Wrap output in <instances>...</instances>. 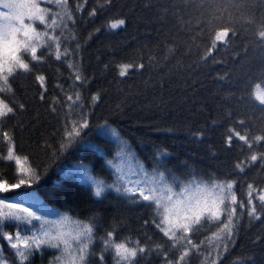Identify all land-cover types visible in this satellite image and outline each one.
<instances>
[{"label":"trees","instance_id":"1","mask_svg":"<svg viewBox=\"0 0 264 264\" xmlns=\"http://www.w3.org/2000/svg\"><path fill=\"white\" fill-rule=\"evenodd\" d=\"M42 6L50 7L54 14L65 13L56 0ZM68 7L77 23L67 22V27L61 26L57 32L62 33L68 48L81 45L73 63L90 78L87 87L80 89L83 109L68 108L62 102L56 114L51 112V96L59 94L56 82H63L66 90L73 92L69 77L75 69L49 57L37 69L48 77L49 99L41 102L34 78L21 74L12 86L13 99L24 103L25 109L6 123L14 130L16 154L28 156L32 175L39 176L27 191L52 210L71 213L60 215L67 226L64 237L69 244L75 243L83 226H94L96 238L86 264H96L104 249L100 238L113 228L117 232L113 242L127 237L129 246L139 240L153 249L157 244L170 247L171 242L165 243L167 238L161 233L143 225L144 219H152L151 209L114 189H107L101 198L93 196V180L126 185L118 175L119 167L144 179L157 178L165 184L161 189L167 186V193L170 188L171 193H180L192 185L195 194L196 182L207 183L211 178L236 179L238 199H246L248 183L264 187V167L253 165L244 174L233 170L242 158V142L231 152L225 151L223 144L227 129L234 126L227 119L229 113L234 120L248 121L249 127L239 131L258 134L264 129V105L256 99L264 94V47L255 43L250 25L251 21L264 20V0H227V12H218L213 0H112L111 5L106 0H87L82 12L76 10L75 0H69ZM92 8L97 9L95 17L88 15ZM119 19L126 25L108 28ZM227 21L234 23L237 37L227 48L214 52L217 62L201 64L206 41ZM139 64L145 65L141 71L135 68ZM124 65L133 67L124 69ZM121 70L127 72L125 77L119 76ZM221 76L227 78L221 80ZM95 93L101 99L92 106L91 95ZM82 110L91 126L84 130L80 142L61 152L60 144L67 143L65 122L78 121ZM105 124L106 128L99 127ZM199 131L204 134L202 139L194 136ZM7 147L0 138V157L6 155ZM254 151L264 152V148ZM250 154L245 149L244 155ZM0 175L12 179L15 166L0 158ZM19 191L24 193L23 188ZM166 198L164 195L162 200ZM78 216L92 220L83 221ZM4 231L14 234V227L11 223L0 225V262L20 264L16 251L3 239ZM215 231L214 226L204 225L192 236L194 243H205L201 245L203 254L193 253L189 264H203L210 245L214 254ZM58 255L59 250L47 248L42 255L34 254L30 264L50 262ZM169 255H178V251L172 249ZM105 258V264H115L110 250H105ZM137 259L139 264H161L162 257L153 251ZM220 264H264V222L243 216Z\"/></svg>","mask_w":264,"mask_h":264},{"label":"snow or ice","instance_id":"2","mask_svg":"<svg viewBox=\"0 0 264 264\" xmlns=\"http://www.w3.org/2000/svg\"><path fill=\"white\" fill-rule=\"evenodd\" d=\"M45 3L50 4L51 0H0V138L8 145L6 155L0 158L7 162L14 161L16 172L15 182H10L5 176L0 175V193H11L23 187L25 198L28 199H34V197L27 191V188L30 187L31 181L38 180L39 176L29 175V173H34L33 169L25 167L29 158L16 154L14 130L6 123L15 117L18 110L25 109L24 103L17 104L13 99L15 96L13 84L21 74L33 77L34 83L39 88V100L46 102L50 95L48 77L37 70L38 66H43L51 57L56 61L66 63L70 69H75L69 77V87L74 89L73 92H68L65 84L59 80L55 84V89L59 94L51 96L49 108L52 113L56 114L58 105L62 102L65 107L76 106L83 109L80 89L86 88L90 83V78L86 77L73 63V60L79 56L81 45L76 43L75 49L68 48L61 39L62 33L57 32L61 26L67 27V22H71L73 25L77 23L74 14L68 7L69 0H56L58 5L65 7L64 14H54L50 7L42 6ZM86 3L87 0H84L83 4L80 3V0H75L76 10L82 12ZM106 3L111 5L112 0H106ZM213 3L216 4L218 12L220 9L227 12V0H219L218 4L216 0H213ZM88 15L95 17L97 9L92 8ZM125 25L126 21L119 19L107 26L114 30ZM250 25L254 28L255 43L264 47V20L251 21ZM96 31L100 32L101 29L98 28ZM236 37L237 29L234 23L231 21L221 23L206 41V47L200 56V63L207 65L209 61L217 62L214 52L222 47L230 46ZM122 67L127 69L133 66L124 65ZM135 68L137 71H141L145 65L139 64ZM126 75L125 70L119 72L120 77ZM226 78L225 76L219 77L221 80ZM60 94L63 95V101ZM100 99L99 93L91 95L92 106H95ZM256 99L260 105H264V94L257 95ZM79 115L78 121L66 120L65 122L64 139L67 140V143L60 144L61 152L80 142L83 139L84 130L91 126L86 112L82 110ZM227 119L234 126L227 129V135L224 137L225 151H233L236 144L242 142L240 146L242 158L237 159L234 163V172L244 174L246 169L257 164L264 167V152L254 151L257 147L264 148V129L260 130L258 134H253L251 131L242 132L237 129L248 128V121L234 120L232 113L228 114ZM70 123L71 127H69ZM213 126H216L215 122H213ZM99 127L106 128L107 125H99ZM113 135H115L114 132ZM203 135L202 131L194 134L196 139H202ZM245 149L251 154L245 156ZM165 155L167 154L165 153ZM84 175L87 176V172ZM26 176L27 179L24 178ZM87 178L92 180L90 176ZM92 182L94 185L93 196L96 198L103 197L107 189H114L116 193L123 194L133 203L151 209L152 219H144L143 225L153 227L161 233L163 237L167 238L165 243L171 242L169 248H165L163 244H157L153 249L149 244H142L139 240L129 246L131 241L127 237L120 242H113L117 236V232L113 228L107 230L100 238L104 249L96 258V264H105V250L112 252L115 264H139L138 257L153 251L162 257L161 264H189V258L193 253L203 254L201 245L205 241L202 240L196 244L193 242L192 236L204 225L215 227L216 231L212 235L217 237V240L214 245V254L213 246L210 245L203 264H220L224 254L229 251V246L235 238L237 226L243 216L246 215L250 220L264 222V187H255L253 183H248L246 199H238L235 192L237 180L233 178H211L207 183L196 182L195 194L187 198L184 196L186 188H182L175 197L169 194L172 191L170 188L168 193H165L166 201L162 200L159 190L149 187L146 181L137 180L128 185L118 182L106 184L100 180ZM5 207L27 213V216H22L12 212H0V225L11 223L14 227V235L4 231L3 239L9 243L12 249L16 250L20 264H25L26 261L30 264V259L34 254L42 255L43 250L47 248L57 249L61 253L54 257L50 264H64L69 256L71 260H68V264H86L87 257L90 255L89 248L96 238L94 226H83L75 243L70 245L63 234L52 235L46 231L44 224H41L39 229L32 231L36 228V222L41 221L42 217L30 211L29 208H22L19 202H7L6 198H0V209ZM26 228L32 231V235L24 238L21 246L22 233ZM218 233L220 235L217 236ZM172 249H176L178 255L170 257L169 252ZM2 264H8V262L4 261Z\"/></svg>","mask_w":264,"mask_h":264},{"label":"rangeland","instance_id":"3","mask_svg":"<svg viewBox=\"0 0 264 264\" xmlns=\"http://www.w3.org/2000/svg\"><path fill=\"white\" fill-rule=\"evenodd\" d=\"M11 163L15 166L14 161L11 162ZM29 166H30L29 164L25 163V167L26 168H30ZM30 174L32 175L33 173H29V175ZM118 175L123 178V180L125 181L126 185H128L130 183H134L137 180H139L141 182H145L146 181L147 185L149 187H155V188H157L159 190V193L162 194L161 198L165 195V193H167V191H165L167 186L166 187H162V189H161V185H163L164 183H161L160 181H158L157 178H155V179L145 178L144 179L139 173H137V172H135L133 170H130L128 168L125 169L123 167H119ZM24 178L27 179L28 177L26 176ZM15 179H16V176L12 177V179H9V181L10 182H15ZM147 179H149V180H147ZM187 190H188L189 193H187V194L184 193L185 198H187L188 196L194 195V192L192 193V185H189ZM18 191H19V189L18 190H14L13 192H11L12 195H10V196H7V194H11V193H0V198H6L7 202H19L21 204L22 208L23 207L29 208L30 211H32V212L36 213V215H39V216L42 217L41 221L36 222V228L33 229L32 231H35L36 229H39L40 225L44 224L45 230L49 231L50 234L55 235L57 233H61L64 236H66V234H67V226L65 225L63 220L60 219V217H62L60 215L61 214L69 215L71 213H69L68 211H54V210L50 209L49 207H47L44 203H42V201L40 199H38L37 197L32 195L34 197V199H28V198H25L24 193H21L20 191L19 192ZM170 194L175 197L178 194V192H174V193H170ZM0 212H3V213L12 212V213L19 214V215H22V216H27V213L19 212L17 209H8L6 207L3 208V209H0ZM51 215H52V217H54V219H51ZM79 218L81 220H83V221H91L92 220V219H85V218H82V217H79ZM32 231H29L26 228V230L22 233V239L20 241L21 246L23 245V239L26 238V237L31 236L32 235ZM117 242H120V238L117 239ZM4 261H6V260H2L0 262V264H2V262H4ZM42 264H50V262H45V263H42Z\"/></svg>","mask_w":264,"mask_h":264}]
</instances>
